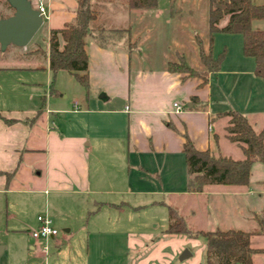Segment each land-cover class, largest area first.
<instances>
[{
  "label": "crops",
  "instance_id": "obj_1",
  "mask_svg": "<svg viewBox=\"0 0 264 264\" xmlns=\"http://www.w3.org/2000/svg\"><path fill=\"white\" fill-rule=\"evenodd\" d=\"M27 1H40L47 13L44 48L34 43L41 66L27 70L49 73V33L73 20L76 3ZM90 4L96 13L90 28L107 38L103 45L93 34L86 38L87 88L73 79L79 87L72 95L52 87L54 95L40 108H0V264H204L201 237L199 248H186L190 256L178 261L188 241L198 242L164 233L167 210L160 231L146 228L155 221L152 210L165 209V201L194 196H205L206 205L204 225L192 231L249 233V247L260 251L251 263L264 264V236L256 234L254 220L264 205V165L252 164L245 187L208 185L188 192L185 138L197 151L243 158L226 138L227 118L217 116L226 111L211 114V77L220 67L207 72L195 43L197 38L207 51L208 8L197 28L182 0H156L148 10H129L123 0ZM180 60L196 77L167 70ZM245 91L257 99L256 92ZM231 105L228 111H240L239 103ZM177 215L186 223L195 211ZM37 216H47L58 235L32 239ZM115 236L123 237L121 246L114 245Z\"/></svg>",
  "mask_w": 264,
  "mask_h": 264
},
{
  "label": "trees",
  "instance_id": "obj_2",
  "mask_svg": "<svg viewBox=\"0 0 264 264\" xmlns=\"http://www.w3.org/2000/svg\"><path fill=\"white\" fill-rule=\"evenodd\" d=\"M123 1L129 10H148L156 7V0ZM90 2L91 0H75L73 20L59 30L50 31L48 37L47 69L52 79L58 72L63 71L83 89L87 88L86 38L93 34L92 38L99 45H103L107 38L103 30L92 32L90 28L96 18ZM223 20L225 24L220 27L219 23ZM258 20H264V5H254L251 0H208L206 52L200 41L195 38L199 60L205 70L209 73L218 72L222 61V57L214 60L211 58L212 35L214 33L239 35L242 56L253 60V75L264 82V30H253L250 27L251 22ZM57 37L62 43L60 48ZM167 70L196 77L195 72L181 60L168 63ZM200 80L201 84L206 81L203 77ZM217 116L227 118V125L224 128L226 138L239 147L243 158L232 160L228 157L214 156L208 150L197 151L185 138L182 153L188 176V192L200 193L203 187L208 185L245 187L252 164L258 162L264 165V115L262 128L258 132L253 130L245 117L235 111H226ZM262 185L264 188V181ZM166 210L168 224L164 233L184 235L187 238L201 237L204 240V264H252L251 255L260 252L249 247L251 236L249 233L192 231L186 228L183 218L178 216L173 208L167 206ZM254 220L257 224L256 234L264 236V205L261 211L254 215Z\"/></svg>",
  "mask_w": 264,
  "mask_h": 264
},
{
  "label": "rangeland",
  "instance_id": "obj_3",
  "mask_svg": "<svg viewBox=\"0 0 264 264\" xmlns=\"http://www.w3.org/2000/svg\"><path fill=\"white\" fill-rule=\"evenodd\" d=\"M179 1L170 0L174 4H178ZM182 2L184 8H188L193 13V23L195 26L197 28L203 26L206 9L208 8V0H182ZM252 2L257 6L264 5V0H252ZM30 5L33 9L36 8L35 2L30 3ZM11 14L12 10L5 0H0V19L9 17ZM223 22H220V26ZM44 27L45 23L43 22L42 26L24 48L21 49L19 46L7 45L4 50H0V108L14 109L17 107L20 110H26L31 104L40 108L45 103V99L49 97V94L54 95L50 90L52 87L54 90L58 89L61 93L69 96L73 94L75 87H79L73 78L63 71L58 72L54 79H52V76L44 70H27L34 65L38 66L40 64L41 66L42 57L40 49L44 48L45 44L44 38L41 35ZM250 27L253 30H264V20L253 21ZM36 41L40 49L38 46H36V49L34 48ZM210 47L213 59L222 57L219 73L211 77V94L213 100H215V104L211 107L212 116L216 112L231 110L230 108L233 106L231 102H237L241 105V109L236 112L247 118L255 131H259L264 112V82L260 79L255 80L252 78L254 69L253 60L242 56L241 37L239 35L214 33ZM245 72L248 74L245 75ZM21 83L23 84L22 86L20 85ZM245 89L256 92L257 99L250 100L248 94V97H245ZM12 99H17V103ZM252 179H256V177L253 176ZM252 198L255 197L253 196ZM205 199V196H194L178 201L167 200L165 203L179 215L186 216L187 210L195 211L194 217L187 219L185 223L186 228L193 230L195 226L204 225L202 211L206 205ZM165 213L166 208L152 210V218L155 221L150 225L147 224L146 228L151 227L148 230L160 231V226L164 224ZM154 224L157 226L156 229H152ZM58 230L60 231V229ZM109 237H104L105 242L109 240ZM113 239L114 245L118 244L121 246L124 241L122 236H115ZM192 240L197 241L198 246L188 241L187 243L189 244L182 251L186 248H191L194 252L196 248H199L201 238L197 237ZM168 249L170 250V247Z\"/></svg>",
  "mask_w": 264,
  "mask_h": 264
},
{
  "label": "water",
  "instance_id": "obj_4",
  "mask_svg": "<svg viewBox=\"0 0 264 264\" xmlns=\"http://www.w3.org/2000/svg\"><path fill=\"white\" fill-rule=\"evenodd\" d=\"M5 1L13 10V14L0 20V50H4L7 45L24 48L41 27V17L27 0ZM189 256L184 250L177 259L183 261Z\"/></svg>",
  "mask_w": 264,
  "mask_h": 264
},
{
  "label": "built area",
  "instance_id": "obj_5",
  "mask_svg": "<svg viewBox=\"0 0 264 264\" xmlns=\"http://www.w3.org/2000/svg\"><path fill=\"white\" fill-rule=\"evenodd\" d=\"M35 10L38 11L43 23L47 19V13L40 1L36 5ZM172 107L175 114L181 112V107L179 105L173 104ZM36 224H37L36 228L30 232V236L32 239L46 241L49 238L58 235V231L55 228H53L51 224V220L47 216H37Z\"/></svg>",
  "mask_w": 264,
  "mask_h": 264
}]
</instances>
